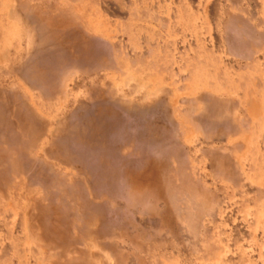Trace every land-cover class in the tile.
<instances>
[{"label": "rangeland", "instance_id": "rangeland-1", "mask_svg": "<svg viewBox=\"0 0 264 264\" xmlns=\"http://www.w3.org/2000/svg\"><path fill=\"white\" fill-rule=\"evenodd\" d=\"M0 264H264V0H0Z\"/></svg>", "mask_w": 264, "mask_h": 264}]
</instances>
